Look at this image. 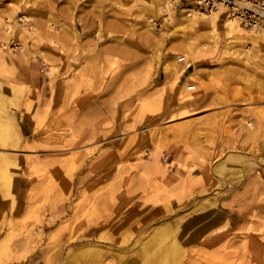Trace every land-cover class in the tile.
<instances>
[{"label": "rangeland", "instance_id": "rangeland-1", "mask_svg": "<svg viewBox=\"0 0 264 264\" xmlns=\"http://www.w3.org/2000/svg\"><path fill=\"white\" fill-rule=\"evenodd\" d=\"M121 5L0 0L1 108L22 134L6 152L15 165L0 188V264H63L86 238L128 251L195 217L184 264H264V50L190 36L207 88L179 115L162 73L171 61L156 55H183V38ZM147 17L155 35L143 40Z\"/></svg>", "mask_w": 264, "mask_h": 264}, {"label": "bare ground", "instance_id": "bare-ground-1", "mask_svg": "<svg viewBox=\"0 0 264 264\" xmlns=\"http://www.w3.org/2000/svg\"><path fill=\"white\" fill-rule=\"evenodd\" d=\"M95 4H102L104 0H90ZM120 2L121 7L138 8L143 13H149L153 17L162 18L163 26L167 34L176 35L182 40H178L174 49L179 50L185 48L183 55L174 53H158L156 55L157 62L167 58L171 61L170 66L163 65L162 73L166 79L165 86H168V95L171 101L181 108L179 115L185 114L187 107L202 104L205 101V90L207 82L204 81V74L199 71L195 62L200 54L198 46L190 43V36L206 38L208 42H212L211 48L216 50L220 41H225L227 51L232 53V48L238 46L250 45V48H259L264 50V32L253 27L244 28L240 26V19H234L231 15H227L226 9L220 7L215 12L203 13L193 2L186 4L183 8L181 0H116ZM186 12H189L186 14ZM232 18V19H231ZM148 28L141 33L143 40L155 35L153 20L146 18ZM150 23V24H149ZM12 32H16L15 28L5 26ZM181 32V34H180ZM2 46V49L7 47ZM205 49L206 45H202ZM10 51V49H7ZM4 51V50H3ZM0 49L1 53H5ZM7 51V55L11 57V53ZM139 52L142 59L146 61V48L140 46ZM235 56L234 58H236ZM184 59L180 64L178 60ZM1 68L3 64L0 63ZM48 67H50L48 65ZM51 70V68H49ZM51 73V71H49ZM186 81L191 83L185 84ZM190 88H193L191 91ZM3 85L0 84V188L8 187L11 182L12 175L9 173L10 166L15 165V157L6 154L7 151L18 150L19 140L22 137L18 127L13 123L14 116L6 111L4 101L1 98ZM13 136V142L6 141ZM229 155L224 162L239 163L244 160L240 156L235 158ZM121 163H117L115 168L120 169ZM193 220L185 222L181 225L180 220L167 221L151 229L149 232L138 237L135 244L128 251L117 250L112 247L99 245L98 242L91 238H86L70 246L65 256L63 264H100L102 258L108 256L115 258V264H184L188 245L196 242L193 238L196 233V217ZM94 232H96L94 230ZM25 248L29 250V242L26 241ZM4 242H0V250L4 246ZM44 253L41 260L50 263L52 258L47 257ZM46 258V259H45ZM59 257L56 256V259Z\"/></svg>", "mask_w": 264, "mask_h": 264}, {"label": "built area", "instance_id": "built-area-1", "mask_svg": "<svg viewBox=\"0 0 264 264\" xmlns=\"http://www.w3.org/2000/svg\"><path fill=\"white\" fill-rule=\"evenodd\" d=\"M181 2H193L203 13H212L224 7L225 13L231 15L233 20L240 19L241 27H253L264 32V0H181ZM178 62L183 63L184 59L180 58Z\"/></svg>", "mask_w": 264, "mask_h": 264}]
</instances>
